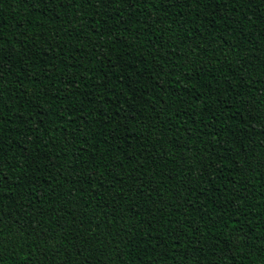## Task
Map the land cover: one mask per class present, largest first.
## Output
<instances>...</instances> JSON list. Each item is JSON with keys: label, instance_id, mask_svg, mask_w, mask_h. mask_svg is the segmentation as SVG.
I'll list each match as a JSON object with an SVG mask.
<instances>
[{"label": "trees", "instance_id": "obj_1", "mask_svg": "<svg viewBox=\"0 0 264 264\" xmlns=\"http://www.w3.org/2000/svg\"><path fill=\"white\" fill-rule=\"evenodd\" d=\"M0 264H264V0H0Z\"/></svg>", "mask_w": 264, "mask_h": 264}]
</instances>
